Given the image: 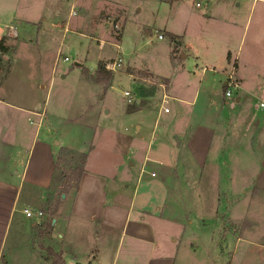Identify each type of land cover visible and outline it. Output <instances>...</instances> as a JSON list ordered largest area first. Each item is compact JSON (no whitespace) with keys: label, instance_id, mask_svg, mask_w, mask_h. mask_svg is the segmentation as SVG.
<instances>
[{"label":"crops","instance_id":"1","mask_svg":"<svg viewBox=\"0 0 264 264\" xmlns=\"http://www.w3.org/2000/svg\"><path fill=\"white\" fill-rule=\"evenodd\" d=\"M104 1L0 0V41L5 47V52L0 50V72L12 55L0 76V264H53L39 248L38 237L45 240L44 247L61 252L66 264H254L259 259L252 254L262 256L257 264H264V200L255 203L254 187L249 186L256 185V173L250 177L247 167L221 165L224 158H236L241 148L245 155L252 153L245 145L222 147L226 117L231 118L232 139L244 142L252 141L254 115L264 113L259 111L263 100L257 107L249 102L262 88L257 80L264 81V17L245 48L248 15L244 19L219 0L213 13L190 7L182 25L172 22L164 28L169 41L161 45V54H149L142 66L128 68L137 80V99L120 121L99 123L110 108L94 112L90 101L78 112L66 101V113L57 114L45 105L39 108L7 96L4 84L19 55L38 68L50 54L54 70L61 50L55 27H63L61 37L72 29L71 23L78 30L89 22L94 36L102 21L106 29L101 33L109 34L107 16L97 17L88 7L93 4L97 11ZM256 1L251 0L250 9ZM64 5L66 19L58 22ZM20 27L34 35L25 40ZM163 37L157 32V38ZM105 59L100 55L92 69L80 62L82 57L75 63L83 83L106 87L103 96L112 80L105 85L94 77ZM227 66L234 67L240 81L234 104L223 93ZM75 70L71 67L61 76ZM164 93L167 112L160 109ZM63 147L85 152L83 170L77 184L62 192L51 226L39 234L44 221L26 216L23 208L40 207L53 196L60 182L55 179L56 157ZM212 170L226 186L216 192L207 213L199 181ZM235 180L241 184L239 192L250 198L222 196L233 191Z\"/></svg>","mask_w":264,"mask_h":264},{"label":"rangeland","instance_id":"2","mask_svg":"<svg viewBox=\"0 0 264 264\" xmlns=\"http://www.w3.org/2000/svg\"><path fill=\"white\" fill-rule=\"evenodd\" d=\"M195 1H199L201 6H196ZM175 2V0H105L103 2L104 5H100L103 7L97 11H95L96 7L94 8L93 4L92 7L87 5L89 10L95 12L94 14L97 15V17L99 15H103V17H105L109 14L118 18L121 22L120 35L115 36L113 30L109 26L110 32L104 36V34L101 33V29H106V25L102 21L100 24L97 23L99 27L95 28H99V35L94 32V36L91 33L93 30V25L91 24L93 23L89 22H82L81 25L78 26V30L77 28H74L75 25L71 23L70 27L73 30L70 29L65 32V34H62L61 37V32L59 30L63 29V27H55L54 30L58 31V33H56L57 42L58 39L59 41L61 40V50L59 56H57L54 70L51 68L52 64L50 62V54L47 55L38 68V63H36V65L29 66V64L25 62L24 58L19 55V57L16 58V61L12 64L11 74L4 84L7 96L12 98L14 102L30 104L31 106L35 105L39 108L45 105L48 112L57 114L66 113L65 107H63L66 101L73 102L72 110H75L76 112L80 111L83 104H87V102L90 101L92 104V111L94 112L98 109L106 110L110 108V114L102 115L98 121L99 123H105V121L109 119H116L120 121L122 116H124L128 105L123 91L125 89L134 91L137 86V80L133 79L131 70L128 68L133 65H136V67L142 66L143 64L141 61L147 58L149 59V54L155 56L161 54V51L163 50L161 45L169 41L168 34L164 28L169 26V23L172 22H174V27L178 22L182 25L186 20V15L188 14L189 9H191L190 7H192V10H201L206 8V10L212 13L215 12L216 7L215 0H180L176 3ZM219 2L221 4H226L235 11L241 12L244 19H246L247 15L249 16V34L244 43V47L247 48L249 46L252 29L255 27L256 30V26L262 22V18L264 17V2L261 0L256 1L251 6V9V0H219ZM65 10L66 5H64L61 15L57 18L58 22L62 19H66ZM176 17L180 19L177 20L175 19ZM18 31L20 36L25 40L34 35L33 30L31 29L23 31L20 27ZM80 31L84 32V34H80ZM157 32H161L164 37L162 39L157 38ZM108 36L109 38L106 39ZM114 43H117L118 45L116 46ZM100 55L108 56V59L101 60L102 63L107 60H113V58H121V66L112 71L111 80L113 86L109 89L107 95L104 96L103 93L107 90L105 89L106 87L104 88L101 86L102 84L100 85L97 83H83L82 78L77 75L78 70L77 65L75 64V61L82 57L80 62L86 68L92 69L96 67L97 59ZM64 56H67L68 59L64 60ZM11 60L12 55L10 54L8 60L3 62V68L1 67L0 76H2ZM99 64L101 65V63ZM84 66L80 69L82 72L84 70ZM71 67L76 69L74 74H69L65 77L61 76L62 73H65ZM227 69L230 70L231 66H227ZM261 70L264 71V68ZM257 81L259 82L258 85H261L262 88L259 89L260 92L251 96L249 99V102H251V105L254 107L259 106L260 100L264 101L263 78L260 80L258 79ZM42 84L45 86H42ZM229 98H231L230 102L234 104L233 96ZM260 106L262 108L259 111H264V105ZM69 110L70 109L68 107V112ZM89 113L90 111L85 114V119L87 121V118H91ZM234 118L235 117H233V119ZM226 119L227 120L224 122L226 123V126L223 129L225 130V135L223 137V141L221 142L222 147L224 149H228L236 147L237 145H245L252 153L250 155H245V148H241L240 150L242 152L238 151L236 158H224L221 165L224 168H228L233 165L247 167L251 172L249 174L250 177H252V171L256 173L254 174L256 185L253 186L250 184L249 186L254 187V196H252V199L258 200L255 202L257 203L259 200H264V113L262 116H259L258 114L256 116L254 115V126H249V130H251L250 132L252 134V141L249 140L242 142L241 140L236 141L232 139L233 136H231V134L233 133V128L231 125V118L230 116H227ZM58 125L61 126V124ZM94 128L98 130L99 126L95 124ZM82 134L84 133L82 132ZM53 135H56V138H58L57 134ZM97 135L94 139L95 143L98 142ZM96 146V149L92 152V158L95 156L97 149H99L98 145ZM62 156L64 157V160L59 161L60 163L57 173L66 171L67 174L63 175L64 177L62 180H58L60 182H56L53 188L54 190L51 192L53 193V196H50L47 203H43L40 207L31 206L33 209L41 208L43 211L41 221H44V224L41 222L42 226L38 228L39 234L44 232V230H47L48 226H51V218L55 213V206L57 205V202L60 201L62 197V191H67L69 188H73L77 183V173L79 166H81L79 159L69 161L68 154H62ZM109 160L110 163L114 161L112 152L109 154ZM211 166L210 163L207 164V167ZM214 166L219 167L220 165L216 164ZM231 176L237 178L240 175L234 173ZM261 179H263V183H261ZM237 182V180L234 181L235 184L233 185V191H227V193L222 194V196L225 197L226 195L227 198H234V195H236V197L244 199L248 197L250 198L249 193L242 194L239 192L241 184ZM224 186H226V184L223 183L221 175L214 173L213 170L202 174L199 181V190L202 192V202L206 200V204H203V210L205 212H210V204L212 203L216 192ZM259 186H261V190H259ZM251 189L252 188H250L249 191ZM37 240L39 241V248L43 247L45 249L46 247L43 246V242H45V240H41L39 237ZM43 253H45L46 259H51L47 254L46 249ZM252 256L253 259H259V261H255L254 264L262 261V256H256L254 254H252ZM249 257H251V254H249ZM1 264H4V260Z\"/></svg>","mask_w":264,"mask_h":264},{"label":"built area","instance_id":"3","mask_svg":"<svg viewBox=\"0 0 264 264\" xmlns=\"http://www.w3.org/2000/svg\"><path fill=\"white\" fill-rule=\"evenodd\" d=\"M200 2L197 1L196 5H199ZM107 21L109 23V26L113 30V33L115 36L120 35L121 31V22L118 18L114 17L113 15H107ZM162 33L158 32V37H162ZM116 46L117 43H114ZM64 59H68L67 56H64ZM104 68L110 72L114 71L117 67L121 66V58H113V60H107L102 63ZM159 86H161L164 89V84L162 82H158ZM240 87V81L238 76L235 74L234 67L232 66L230 70L225 71V89H224V95L225 97H232L236 93L235 91ZM123 94L126 97V101L128 104H133L135 100L137 99V89L134 91H131L129 89H125L123 91ZM168 101L167 95L164 93L160 99V109L164 112H167L169 110V107L165 105V103ZM260 105H264V102L261 101ZM149 174L152 176L156 175V171L150 170ZM23 211L26 216L31 217L33 219L40 218L43 214V211L41 208L33 209L29 206H26L23 208Z\"/></svg>","mask_w":264,"mask_h":264},{"label":"trees","instance_id":"4","mask_svg":"<svg viewBox=\"0 0 264 264\" xmlns=\"http://www.w3.org/2000/svg\"><path fill=\"white\" fill-rule=\"evenodd\" d=\"M0 50H1V52H5V47L2 44V40L0 41ZM0 60H1V56H0ZM95 78L98 81H103L105 83V85H108L112 79V73L110 71L106 70L104 68L103 64H101V65L99 64L97 67V70H96ZM62 154H68V160L69 161L79 159L81 166H79V170L77 173V182H78V179L80 178V174L83 170V164H84L85 155H86L85 152H79V151L69 149V148H65V147L61 148L59 150V152L57 153V157H56L55 167H57V168H59V163H60L59 161L64 160V157L62 156ZM66 174H67L66 171H62V173H56L55 179L56 180H62V178L64 177L63 175H66ZM45 249L47 251V254L50 256L53 264H66L64 259L61 256V252L54 250L50 246H47Z\"/></svg>","mask_w":264,"mask_h":264},{"label":"water","instance_id":"5","mask_svg":"<svg viewBox=\"0 0 264 264\" xmlns=\"http://www.w3.org/2000/svg\"><path fill=\"white\" fill-rule=\"evenodd\" d=\"M75 63H79L78 61H75Z\"/></svg>","mask_w":264,"mask_h":264}]
</instances>
